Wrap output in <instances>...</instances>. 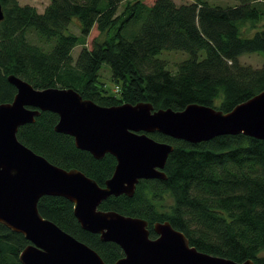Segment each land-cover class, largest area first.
Here are the masks:
<instances>
[{"label":"trees","instance_id":"obj_1","mask_svg":"<svg viewBox=\"0 0 264 264\" xmlns=\"http://www.w3.org/2000/svg\"><path fill=\"white\" fill-rule=\"evenodd\" d=\"M0 104L13 101L14 75L39 90L74 89L103 107L149 103L154 110L183 111L198 104L224 113L264 91V65L241 63L264 54V30L248 35L264 21V0H51L40 14L18 0H0ZM74 19L80 35L71 32ZM249 25V26H248ZM91 48L88 39L95 31ZM82 47L77 59L72 52ZM165 51L188 54L177 74L159 58ZM107 65L118 95L101 80ZM59 116L43 112L19 129V141L50 163L78 170L101 187L113 176L112 155L96 160L77 149L71 136L59 134ZM154 140L174 147L167 180H143L133 198L111 197L99 207L149 223L169 222L190 245L215 257L264 264V141L244 135L191 144L160 133ZM40 214L96 251L107 264L124 257L114 243L84 231L65 198L43 197ZM30 243L0 224V264H21Z\"/></svg>","mask_w":264,"mask_h":264},{"label":"water","instance_id":"obj_2","mask_svg":"<svg viewBox=\"0 0 264 264\" xmlns=\"http://www.w3.org/2000/svg\"><path fill=\"white\" fill-rule=\"evenodd\" d=\"M4 17L0 3V21ZM8 82L17 93L12 102L0 104V224L30 243L20 253L21 264H107L40 214L43 197L67 199L84 231L118 245L124 257L114 264H254L202 253L169 222L156 223L158 237L152 239L147 221L99 207L111 197L133 198L140 181L167 180L164 170L174 147L150 134L195 145L237 135L264 141V91L229 113L198 104L177 112L154 110L149 103L103 107L74 89L39 90L14 75ZM43 112L59 116L55 131L71 136L77 149L96 160L115 157L104 187L81 171L53 165L19 141V129Z\"/></svg>","mask_w":264,"mask_h":264},{"label":"rangeland","instance_id":"obj_3","mask_svg":"<svg viewBox=\"0 0 264 264\" xmlns=\"http://www.w3.org/2000/svg\"><path fill=\"white\" fill-rule=\"evenodd\" d=\"M146 3L151 4L154 0H145ZM178 5H181L184 2H188L187 0H174ZM218 4L221 5H236L237 0H214ZM21 6H32L37 9V11L42 14L44 13L45 9L50 5L51 0H18ZM249 26V25H248ZM71 32L80 35L81 27L79 26V22L77 19H74L70 28ZM264 30V21L259 23L255 29L251 30L248 35L254 34L256 31ZM98 36V32L95 31L91 34L88 39L87 47L91 48V44L94 38ZM82 47H76L73 52L72 56L74 59H77L79 53L81 52ZM159 58L163 59L167 62V69L172 74H177L178 72V64L188 58V54L181 53V52H167L165 51ZM241 63L246 66H252L253 68H261L264 65V54H252L243 56L240 59ZM101 80L106 84L107 89L110 91L112 95H118L115 91V84L111 79V71L107 65H104L101 70Z\"/></svg>","mask_w":264,"mask_h":264},{"label":"crops","instance_id":"obj_4","mask_svg":"<svg viewBox=\"0 0 264 264\" xmlns=\"http://www.w3.org/2000/svg\"><path fill=\"white\" fill-rule=\"evenodd\" d=\"M187 1H188V2H184V3H182V4H187V3H190V0H187ZM176 4H177V3H176ZM182 4H181V5H182ZM177 5H178V4H177Z\"/></svg>","mask_w":264,"mask_h":264}]
</instances>
